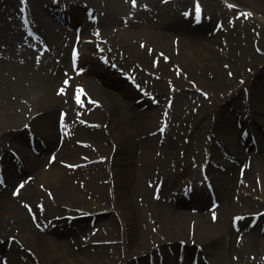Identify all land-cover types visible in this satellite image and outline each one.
Here are the masks:
<instances>
[{"label": "bare ground", "instance_id": "1", "mask_svg": "<svg viewBox=\"0 0 264 264\" xmlns=\"http://www.w3.org/2000/svg\"><path fill=\"white\" fill-rule=\"evenodd\" d=\"M220 1L206 0L219 6ZM224 1L243 7L264 23V0ZM160 4V0H136L135 6L132 0H0V32L8 28L9 17L23 16L13 14L19 7L28 12L23 14L44 24L32 34L31 40L0 43L4 45L0 46V155L8 156V150L15 149L13 146L18 139L22 146L21 169L9 165L6 186L3 187V180L0 187V264H178L182 241L188 242L183 255L185 264H191L190 258L197 251L196 246H192L193 241L203 248L195 259L198 264H220L218 252L225 235L222 231L215 233V226L208 219L209 212L204 209L211 197L205 190L198 194L192 205L199 209L198 213L188 211V204L181 201L168 205L164 218L157 213V220L161 219L157 233L148 232L142 226L145 205L156 206L150 199V186L154 184L157 188L159 183L170 178V169L175 168L179 159L171 138L179 121L187 118L185 114L198 94L186 91L189 88L177 80L178 88L183 89L176 93L169 112L172 135L169 133L163 141L159 130L162 113L170 102L165 101L170 95L168 84L156 83L153 92L143 86L150 99L137 104L143 96L118 77L134 67H144L155 73L157 68L150 61H158L163 52L172 57L174 66L187 69L197 79L191 80L198 84V89H206L202 86L211 84L215 90H228V85L234 82L225 77L223 64H231L242 72L245 58L253 57L251 66L250 62L246 65L255 71L256 80L251 91L254 105L264 92V58L254 54L250 47L240 46L243 41L254 43L256 40L247 30L248 23L239 25L235 34L207 36L208 23L193 27L189 21L182 24L170 20L160 24L154 22L150 12L144 9L154 11L160 7L164 12L173 9L174 5ZM64 5L71 8L75 23L85 21L86 24L75 60L87 72L78 75L72 85L63 83L64 76L56 72L61 66L52 64V57H49L53 52L59 53L60 60L72 73L64 46V31L57 32L56 27L46 24L47 19L42 15L45 8ZM86 11L103 32L86 23ZM122 21L127 24L111 31V24ZM262 32L258 45L264 51ZM175 38H178V55L174 54ZM85 39L89 43H85ZM44 46L51 48L45 56L46 65L38 64L35 53ZM156 49H159L157 53L162 52L157 54ZM238 51H241L240 55ZM236 62L240 64L235 65ZM52 67L54 69L49 70ZM212 73L215 74L213 80ZM146 77L140 72L141 82L146 83ZM240 77L247 80L252 75L246 71ZM58 83L61 84L56 88ZM76 88L81 104L75 99ZM110 89L116 93H111ZM238 101L239 98L233 99L227 109ZM228 110L221 113L223 121L231 119ZM254 112L256 119L245 121L244 128L264 145V116ZM13 129L17 131L13 132ZM220 137L226 141L231 155L237 156L239 161L246 158L239 145L227 143L225 133ZM31 142L35 143L36 152L30 149ZM246 146H250V150L253 148L248 142ZM212 151L215 163L227 164L220 149ZM254 168L258 175L255 177L261 179V189L252 179ZM245 182H250V189L243 186L240 190L243 191L239 200L241 205L229 198V192L239 188L236 180L228 189L219 187V197L231 202L232 212L247 211L235 215L248 214L253 219L255 213L264 211V147L260 160L247 172ZM22 183L24 187L14 195L13 189L17 190ZM137 196L144 197L145 205H140ZM257 197H260L259 201H256ZM257 205L263 209L256 211L253 207ZM28 207L36 214L38 225L32 222ZM82 214L96 215V225L90 226L92 218L72 222L69 217ZM41 227L52 235L43 234ZM229 228L235 234L231 225ZM261 228L260 223L249 232L246 226L241 231L245 237L243 244L238 245L236 240L231 243L230 252L244 264H251L246 259L247 254L260 244ZM83 231L87 232L84 239ZM112 248L115 253L110 255L107 251H113ZM169 248L177 249L173 257L167 254ZM204 255L208 263H205ZM162 257L164 260H160Z\"/></svg>", "mask_w": 264, "mask_h": 264}, {"label": "rangeland", "instance_id": "2", "mask_svg": "<svg viewBox=\"0 0 264 264\" xmlns=\"http://www.w3.org/2000/svg\"><path fill=\"white\" fill-rule=\"evenodd\" d=\"M189 1L191 2L190 3L191 6H192V3L195 2V0H189ZM201 3L204 5V7H206L208 13L212 14L214 16L215 20L216 21L219 20V22L222 25L226 26L234 17H235V19L237 17H239L238 16L239 14H240V17L238 19L239 22L245 23V21H244L245 16L242 13L243 12L242 9L239 11L238 10H231L229 5L225 4L226 2H221V3L219 2L220 6L218 4H215L214 2L208 3V2H206V0H202ZM175 7H176V5L173 6V10H171L168 13V15H172L173 13H175L173 15H177L180 18L181 15H180L179 11L181 10V6L178 9H176ZM175 10H177V11H175ZM161 11H162V9L156 8V13H152V15H153L152 18H154V21L155 20L159 21L157 15H162ZM42 15L45 16L44 13H42ZM152 15L150 14V17ZM48 19L50 20L51 18H48ZM48 19L46 21V24H51V26H52V22L49 21ZM251 22L252 23L250 24V27L248 26L247 30L250 32V34L252 36L255 37V34L253 31H257V29H258V30H260V32H262L261 29H264V24L258 20L256 21L255 19ZM120 23L111 24V31H114L115 29L122 27L123 24H122V22H120ZM19 26H20V21H18V20L15 21L14 19L10 20L9 25L7 27H8V31H9V29L11 30L10 34H12V36L18 37L17 30H20ZM227 26H226V28H227ZM213 27H214V24L211 26V30L213 29ZM211 30L208 33L206 32L207 36L211 35V34H209V33H211ZM235 33H237V32L234 31L233 34H235ZM262 34L264 36V30H263ZM171 40H173V36L170 38V41ZM224 40H225V37L222 38V41H224ZM3 42H4L3 39L0 38V43H3ZM249 44H250V46H249ZM148 45H150V44H148ZM240 46L243 48L250 47L254 54L259 55L258 52H256V50L254 49V46L252 45L251 41L249 43L247 41H243V43ZM262 46H264L263 41H262ZM152 47H155V46H152ZM158 50L159 49H156L155 53H157ZM239 52H241V51H238V54H239ZM261 56L264 58L263 55H261ZM44 57H45V55L42 56V59ZM49 57H52V60H53V62H51L52 64L59 66L57 63L58 60H56L57 58L55 56H49ZM49 60H50V58H49ZM251 61L252 62L254 61L253 57L252 58L251 57L245 58L244 66H246V63L247 64L249 62L251 63ZM238 63H240V62H236L235 65H237ZM150 64H151V61H150ZM173 64H175V63L171 62L169 64H164L163 70L161 71L162 74H164V76H163L164 81L168 82L169 78L175 79V80L179 79L181 82H184V84L187 87L189 86L188 88H190V86L196 88L194 85H198V84L195 81L191 80V79H195V78L190 73H188L187 69L180 68L179 71H177V70H175L176 68L172 69V67L176 66V65L174 66ZM225 65H227V64H225V63L223 64V71L225 73V77L227 78V77H229L228 72H230L229 71L230 69L229 70L225 69ZM149 68H150V65H149ZM245 68H244V70H245ZM53 69L54 68L52 67L49 70H53ZM67 70H68V68H66L65 66L64 67L61 66L60 69L57 70L56 72L60 73L62 76H67L65 74ZM185 70L187 73H185ZM161 77H162V75H161ZM214 77H215V74L212 73V75H211L212 80L214 79ZM91 78H93V77H88V79H91ZM239 78H240V76H238V78L236 77L237 80ZM152 79L159 80L156 77H153ZM93 80H95V79L93 78ZM195 80H197V79H195ZM238 82L239 81H237V83ZM252 83H253V79L248 84L249 89L252 87ZM55 86L57 88L58 84ZM178 86H180V85H178ZM202 87L206 88V89L201 90L202 93H199L198 89H195V91L200 96L199 100L201 101V103H199V100H197V101H195V103L193 105V106L196 105V113L195 114L191 113V116L188 117L185 121H180L179 125L181 127H179V130L176 131L175 135L172 136V138H171L173 140L172 143L175 144L174 150L178 154L179 159L177 160V162L175 164L176 168L170 169L171 177L165 183L164 191L162 193V195H163L162 199L158 200V201L155 200L154 195H153V191L151 190L150 199L155 202L156 206L150 207V206H148V204H146L147 206L145 205L144 197L137 196V201L140 203V205L141 206L145 205L144 218H143V221H145V222H143L142 226L148 232L157 233V231L159 230V228L161 226V224H160L161 219L164 218V215H165L166 210L168 208L167 207V205H168L167 200L168 199H167V197H165L164 193L172 184H174L172 187H175V191L173 192V194L174 193L176 194V193H178L177 190L183 188L186 185H192V184L199 185L201 182H203V176H202L201 170L204 167H206L207 171L210 172V170L208 169V166H211L212 164H208V163L210 162L209 161V158H210L209 153L211 152V149H215L218 151V149L221 148L223 151V148L221 146L222 144H219L218 140H216V142H217L216 145L218 144L220 146V148H219V146H213L212 147V144L214 142L213 143L209 142V139H208L209 134H211V136H215L217 131H223V132H225V135L227 137V142L230 146L239 145L238 144V142H239L238 141L239 130L237 128V123H235V124L233 123V125H234V130H233L232 129L233 127H232V124L230 121H228V120L222 121L219 117L220 109L224 105L222 103L224 102V100H226L228 98L226 96V93L229 90H231L230 89L231 87L228 86L227 87L228 90H226V89L222 90L220 88L215 90V89H213L211 84H209L208 87H206V86H202ZM204 90H206V92H208V93H206L207 96L205 94H203V93H205ZM110 92L114 93L115 91L110 89ZM239 93L243 97V93H244L243 87H240L237 91L233 92L232 94L230 93L231 95H229V96H237V95H239ZM261 96H262V98L260 99V101L264 98V94H261ZM259 102H258V104H259ZM192 108H195V107H192ZM192 108H191V112H192ZM197 109H198V112H197ZM211 127L215 129L214 132H212V133H210ZM12 131L16 132L17 130L13 129ZM9 143L10 142L7 141L8 145H9ZM17 147L18 148L21 147L20 142L16 143V148ZM182 147H184L183 150H182ZM211 154H213V151L211 152ZM211 161H213V160H211ZM216 165H218V164H216ZM214 167L212 165L211 169L214 168L216 171H218V172L220 171L217 166H214ZM237 169L238 168H236L234 170L235 174L237 173ZM221 173H223L222 170H221ZM232 174H233V172H230L229 174L223 173L222 179L228 178ZM255 174L256 173L254 170V173L252 174L253 179L256 176ZM203 175H204V173H203ZM214 175H217V172H215ZM254 180L257 182V178H255ZM248 187H249V184H248L247 188ZM252 190H253V192H255L256 188L254 187ZM239 191L236 190V193H235L236 195H234V193H229V198L231 201L233 200L234 202L239 203V200H238ZM259 199H260V197H257L256 201ZM221 203H222V207L218 210L219 221L217 223H213V226H215L214 232L216 233L218 231V233H219L222 231V232H224V235H225V242L223 240V244L221 245L220 252H218V258L220 260V264H239L235 258V255H233L229 251V248H230L229 240L233 241L236 239V235L234 236V235H232V233H230L232 231H230L229 227L231 225V222H233L232 218L236 213H239V212L244 213L247 211L237 210V211L231 212V210H230L231 202L229 203V202L221 201ZM239 204L241 205L242 203H239ZM190 206H192V205H190ZM190 206H189V211H191ZM28 208H30V207H28ZM253 208L257 209L258 206L253 207ZM27 211H28L29 215L31 216L32 221H34L33 219H37L36 215L33 213V210L31 208L27 209ZM157 213H159V217L161 218L160 221L157 220V218H158ZM93 220H91V226L92 227L96 225V220L95 219H93ZM235 224L238 226L237 223H235ZM225 226L228 227V229H226ZM86 233L87 232H84V231L81 233V236H83V239L85 238ZM47 234H49V233H46V235ZM160 237L162 239H164V237H162V235H160ZM181 239L185 240L186 238H181ZM258 239L260 241V244L255 245V250L249 251V253L247 254V258L249 260L253 261L252 258L255 256L257 260L260 259V260H258V261H261L260 264H264V235L259 237ZM112 249H114V250L113 251L110 250V252L107 251V253L110 255H111V253H115V248H112ZM173 252L170 250V253H173ZM259 252H261V254H259ZM117 254L119 255V252Z\"/></svg>", "mask_w": 264, "mask_h": 264}, {"label": "snow or ice", "instance_id": "3", "mask_svg": "<svg viewBox=\"0 0 264 264\" xmlns=\"http://www.w3.org/2000/svg\"><path fill=\"white\" fill-rule=\"evenodd\" d=\"M132 3H133V6H135L136 0H132ZM185 15H190V13H186ZM248 15H250V14H248ZM194 18H195V20L197 22H199L200 19H201V12H200V8H199V5L198 4L196 5V8H195V16H194ZM142 47H143V45H142ZM68 83H69L68 80H65L64 81V84L65 85H67ZM63 91H64V89H61V92H63ZM75 99H76L77 104H81L82 103L81 97L79 95H76ZM160 131L163 132L164 131V128H161ZM0 183H2V181H0ZM23 187H24L23 183L20 184L18 186L16 192H14V195H16L19 192V190L22 189ZM237 219H242V218H237Z\"/></svg>", "mask_w": 264, "mask_h": 264}]
</instances>
